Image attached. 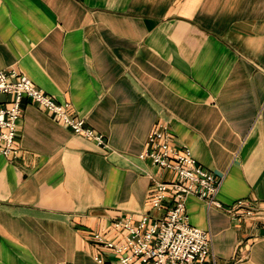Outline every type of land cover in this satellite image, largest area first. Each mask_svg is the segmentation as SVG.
Masks as SVG:
<instances>
[{
  "label": "crops",
  "instance_id": "0c3cea01",
  "mask_svg": "<svg viewBox=\"0 0 264 264\" xmlns=\"http://www.w3.org/2000/svg\"><path fill=\"white\" fill-rule=\"evenodd\" d=\"M8 70L105 147L22 102L18 155L0 156V264H96L93 236H123L114 220L161 217L152 186L172 174L139 159L161 123L221 179V204L264 207V0H0ZM185 208L216 264H264V219Z\"/></svg>",
  "mask_w": 264,
  "mask_h": 264
},
{
  "label": "built area",
  "instance_id": "2783aa9c",
  "mask_svg": "<svg viewBox=\"0 0 264 264\" xmlns=\"http://www.w3.org/2000/svg\"><path fill=\"white\" fill-rule=\"evenodd\" d=\"M24 100L51 113L73 134L105 147L103 138L85 126L83 120L69 117L68 105L57 104L18 72L8 70L0 72L1 157L13 159L18 155L15 139ZM139 159H148L154 167L172 174L169 181L154 182L152 186L149 207L163 211V215H141L136 223L132 217L114 220L112 227L122 231L123 236L117 241L99 234L93 236L96 245L107 252L106 256L94 257L96 264H216L210 234L189 224L185 208L189 196L203 200L207 208L225 211L232 218L264 219V207L253 201L221 204L217 199L221 179L197 165L189 149L173 146L170 130L164 123L150 131Z\"/></svg>",
  "mask_w": 264,
  "mask_h": 264
}]
</instances>
